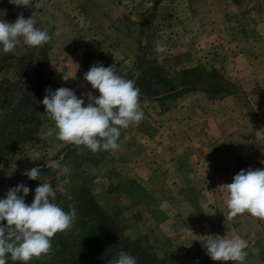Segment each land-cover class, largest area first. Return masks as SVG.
Masks as SVG:
<instances>
[{"label": "rangeland", "instance_id": "obj_1", "mask_svg": "<svg viewBox=\"0 0 264 264\" xmlns=\"http://www.w3.org/2000/svg\"><path fill=\"white\" fill-rule=\"evenodd\" d=\"M36 2L0 0V19L33 14L52 35L43 47L0 50V199L23 184L31 204L49 182L77 216L49 254L27 264H107L122 250L138 264H239L207 256L208 235L239 236L244 264H264V220L229 221L222 186L264 169V0H39V10ZM159 44L165 53L154 51ZM97 62L115 64L140 90L144 119L121 130L118 151L59 141L40 103L60 87L85 104L97 97L83 78ZM51 160L69 172L46 168ZM37 166L40 180L23 175Z\"/></svg>", "mask_w": 264, "mask_h": 264}, {"label": "clouds", "instance_id": "obj_2", "mask_svg": "<svg viewBox=\"0 0 264 264\" xmlns=\"http://www.w3.org/2000/svg\"><path fill=\"white\" fill-rule=\"evenodd\" d=\"M9 3L29 7L32 0H9ZM41 6L39 0L33 5L36 10ZM35 25L33 14L27 19L19 14L14 22L0 19V50L5 54L13 52L21 41L33 48L49 43L52 35L47 29L42 30ZM154 51L165 53L167 45L159 44ZM83 78L99 93L97 97L88 94L87 104L83 95L78 98L72 89H45L46 95L40 103L48 119L54 122L56 138L77 149L82 146L92 153L121 150L118 143L121 130L138 126L144 119L139 88L133 80L119 75L115 64L104 67L97 62L84 73ZM45 167L59 170L61 174L69 172V168L60 160H51ZM23 175L31 180H40L41 169L39 166L33 167ZM222 186L227 193L229 221L245 213L264 220V169L241 170L234 175L231 183ZM29 191L27 186L18 184L7 191L5 198L0 199V222L6 221L0 226V264H8L9 259L27 264L34 257L49 254L54 235L71 230L76 221L75 207L70 206L65 211L56 202L57 189L51 183L43 182L37 186L31 204H26L24 197ZM59 192L71 199L66 189L61 187ZM202 247L213 261L244 264L249 255L245 250V241L239 236L225 238L208 235L202 240ZM251 251L259 254L258 248L253 247ZM107 264H138V261L134 255L122 250L115 260H109Z\"/></svg>", "mask_w": 264, "mask_h": 264}, {"label": "trees", "instance_id": "obj_3", "mask_svg": "<svg viewBox=\"0 0 264 264\" xmlns=\"http://www.w3.org/2000/svg\"><path fill=\"white\" fill-rule=\"evenodd\" d=\"M96 224H98L100 226L101 223L96 222Z\"/></svg>", "mask_w": 264, "mask_h": 264}]
</instances>
